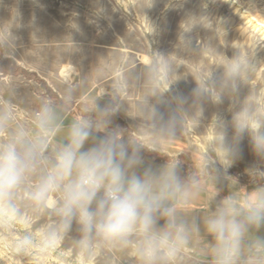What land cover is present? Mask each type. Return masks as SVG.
Returning <instances> with one entry per match:
<instances>
[{
  "label": "clouds",
  "instance_id": "clouds-1",
  "mask_svg": "<svg viewBox=\"0 0 264 264\" xmlns=\"http://www.w3.org/2000/svg\"><path fill=\"white\" fill-rule=\"evenodd\" d=\"M20 19L16 11L0 23V54L9 58L16 40L12 30L21 26ZM183 24L180 45L187 49L191 41L184 33L202 23L189 17ZM71 27L78 30L75 23ZM149 56L137 68L114 57L110 86H101L91 107L70 123L65 120L76 89L67 77L61 80L67 87L59 102L43 95L39 106L25 113L10 98L9 76L10 96H0V236L13 256L30 264L50 259L54 264H101L118 251L133 264H183L193 259L189 253L201 235V218L192 206L203 198L209 208L203 231L210 239L195 264H264V169L249 170L254 195L217 199V165L225 171L232 167L244 134L264 161V109L249 93L240 95L252 79L255 54L241 49L230 58L223 54L222 63L195 80L190 104L173 97L167 117L157 105L167 102L178 66L163 54ZM107 74L100 69L97 78ZM133 90L139 93L132 117L139 138L109 127L118 111L128 115L126 98ZM105 94L110 102L100 107L97 101ZM225 98L232 104L231 140L228 122L214 114L207 125L213 124L215 138L200 165L191 164L182 175L181 160L170 159L162 146L181 138L188 121L201 126L204 105H220ZM142 151L163 155L166 163L143 167ZM226 178L229 187L230 181L238 187L235 179Z\"/></svg>",
  "mask_w": 264,
  "mask_h": 264
},
{
  "label": "rangeland",
  "instance_id": "rangeland-1",
  "mask_svg": "<svg viewBox=\"0 0 264 264\" xmlns=\"http://www.w3.org/2000/svg\"><path fill=\"white\" fill-rule=\"evenodd\" d=\"M16 11L21 26L12 30L16 37L13 55L9 58L0 54V96L9 98L6 82L11 76L10 98L25 113L36 109L43 95L59 102L67 87L61 80L67 77L76 89L71 113L65 120L70 123L83 109L91 107L101 86H110L115 76L111 71L114 57L137 68L147 64L149 53L154 51L168 56L178 66L173 77L178 80L165 94L167 102L157 105L167 117L175 106L173 97H183L190 104L200 74L222 63L223 54L230 58L236 49L253 52L257 62L249 85L241 87L240 95L249 93L264 109V0H0V23L14 18ZM189 17L200 18L202 24L184 33L185 39L191 41L186 49L180 45V36L186 27L183 22ZM72 23L78 25V30L71 27ZM100 69L108 73L102 79L97 78ZM221 71L218 68L216 75ZM138 98L139 93L133 90L126 98L128 115L118 111L111 118L110 128L129 130L139 138L133 130L137 120L132 118ZM109 102L107 94L97 101L100 107ZM204 109L201 126L196 128L194 121H188L181 138L162 146V152L170 159L181 160L182 175H187L191 164L200 165L209 141L215 138L213 124L207 125L214 114L228 122L229 140L233 135L229 99L220 105L206 103ZM141 155L143 167L157 168L167 159L147 151ZM254 167L264 169V161L254 153L250 137L244 134L232 167L225 171L217 165L220 195L232 194L240 200L254 195L256 185L248 174ZM226 177L235 179L238 187H231L235 181H230L229 187ZM209 239L199 236L189 253L193 259L183 264H195L194 258L208 246ZM0 264L30 262L13 256L0 236ZM45 264H54V260ZM101 264L133 261L117 251L107 254Z\"/></svg>",
  "mask_w": 264,
  "mask_h": 264
},
{
  "label": "crops",
  "instance_id": "crops-1",
  "mask_svg": "<svg viewBox=\"0 0 264 264\" xmlns=\"http://www.w3.org/2000/svg\"><path fill=\"white\" fill-rule=\"evenodd\" d=\"M208 187H211L210 185H208ZM222 198V196L220 195V197L218 196L217 199ZM196 208H198L199 210H196ZM192 210L198 214L201 218V237H208L206 232L203 231V218L206 217L208 215L209 212V208L208 205L205 201V199L201 198L199 201L194 202L193 206H192Z\"/></svg>",
  "mask_w": 264,
  "mask_h": 264
},
{
  "label": "bare ground",
  "instance_id": "bare-ground-1",
  "mask_svg": "<svg viewBox=\"0 0 264 264\" xmlns=\"http://www.w3.org/2000/svg\"><path fill=\"white\" fill-rule=\"evenodd\" d=\"M64 73H65V71H64ZM65 76H68V73H65Z\"/></svg>",
  "mask_w": 264,
  "mask_h": 264
}]
</instances>
